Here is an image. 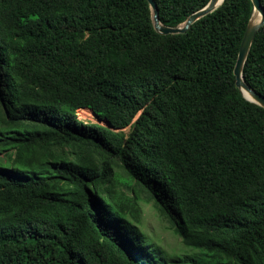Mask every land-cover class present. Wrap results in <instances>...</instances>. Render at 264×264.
Segmentation results:
<instances>
[{
	"label": "trees",
	"instance_id": "obj_1",
	"mask_svg": "<svg viewBox=\"0 0 264 264\" xmlns=\"http://www.w3.org/2000/svg\"><path fill=\"white\" fill-rule=\"evenodd\" d=\"M154 1L173 28L210 2ZM253 13L164 36L147 0H0V264H264V108L234 75ZM243 77L264 96V26Z\"/></svg>",
	"mask_w": 264,
	"mask_h": 264
},
{
	"label": "water",
	"instance_id": "obj_2",
	"mask_svg": "<svg viewBox=\"0 0 264 264\" xmlns=\"http://www.w3.org/2000/svg\"><path fill=\"white\" fill-rule=\"evenodd\" d=\"M147 1L152 10V20H153L154 28L157 33L164 36L186 34L197 21L214 13L224 3V0H210V2L206 7L190 15L185 23H183L179 27L173 28V27L165 26L164 24L161 23L160 12L156 2L154 0H147ZM251 1L254 6V13L249 21L242 43L240 45L238 58L234 69V75L236 77V85L238 89L242 92L245 99L250 101L251 103H254L264 108V96L260 95L259 93L251 89L248 85H246L243 77L244 66L248 59L251 47L254 43V40L258 32L264 26V8L261 4V0H251ZM258 15L259 18H257ZM245 92L249 93L252 96V99H249L245 95Z\"/></svg>",
	"mask_w": 264,
	"mask_h": 264
},
{
	"label": "rangeland",
	"instance_id": "obj_3",
	"mask_svg": "<svg viewBox=\"0 0 264 264\" xmlns=\"http://www.w3.org/2000/svg\"><path fill=\"white\" fill-rule=\"evenodd\" d=\"M86 120H80L86 123H95L107 126L104 122L99 121L89 110L80 111ZM79 116V115H78ZM128 133V130H125ZM138 203L140 208V229L143 230L150 239L170 252H180L185 249L181 239L175 233L170 221L159 214L153 203L147 202L144 196Z\"/></svg>",
	"mask_w": 264,
	"mask_h": 264
},
{
	"label": "built area",
	"instance_id": "obj_4",
	"mask_svg": "<svg viewBox=\"0 0 264 264\" xmlns=\"http://www.w3.org/2000/svg\"><path fill=\"white\" fill-rule=\"evenodd\" d=\"M80 111H82V110H79L78 113H77V116L79 115L78 116L79 120H86V117L82 116Z\"/></svg>",
	"mask_w": 264,
	"mask_h": 264
},
{
	"label": "bare ground",
	"instance_id": "obj_5",
	"mask_svg": "<svg viewBox=\"0 0 264 264\" xmlns=\"http://www.w3.org/2000/svg\"><path fill=\"white\" fill-rule=\"evenodd\" d=\"M257 18H259V15H258ZM245 95H246L249 99H252V96H251L249 93L245 92Z\"/></svg>",
	"mask_w": 264,
	"mask_h": 264
}]
</instances>
